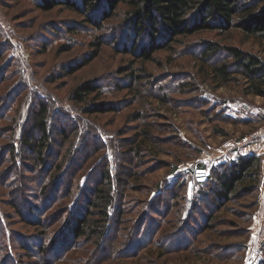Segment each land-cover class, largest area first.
<instances>
[{"label": "rangeland", "instance_id": "rangeland-1", "mask_svg": "<svg viewBox=\"0 0 264 264\" xmlns=\"http://www.w3.org/2000/svg\"><path fill=\"white\" fill-rule=\"evenodd\" d=\"M38 4L0 0V264H264V137L251 138L264 126V98L245 94V80L225 51L237 48L264 61V36L204 31L141 63L129 52L128 7L121 5L98 29L88 21L96 22L98 13L62 6L44 12ZM97 39L98 57L67 75L93 53ZM210 44L219 49L203 59ZM219 61L232 73L223 86L209 74ZM129 70L137 74L131 85ZM84 82L99 85L101 95L71 102ZM39 102L49 108L52 130L45 159L61 165L59 173H46L50 180L58 175L41 197L37 181L45 172L29 171L30 153L20 148ZM93 103L114 111L81 112ZM12 147L19 166L8 156ZM248 155L261 158L258 184H240L216 211V174ZM104 168L113 180L124 177L114 185L113 217L100 237L68 247L71 237L58 234L84 214ZM39 232L46 256L36 249Z\"/></svg>", "mask_w": 264, "mask_h": 264}, {"label": "trees", "instance_id": "trees-1", "mask_svg": "<svg viewBox=\"0 0 264 264\" xmlns=\"http://www.w3.org/2000/svg\"><path fill=\"white\" fill-rule=\"evenodd\" d=\"M38 8L44 12H49L62 6L65 10L79 13H98L100 16L96 22L88 20L95 27L100 29L105 21L112 19L121 5L128 7L125 12V20L129 30L132 31V46L129 52L134 53L141 63L154 62V55L160 51L172 52L174 45L180 38L190 37L204 31H217L227 33L232 29H238L244 36L263 37L264 36V0H37ZM98 7H101L100 11ZM100 9V8H99ZM72 31V30H71ZM74 31H72L73 33ZM146 39V45L137 44L139 38ZM102 43L97 39L92 43L93 53L82 60L81 65L70 68L67 75H71L81 68L87 66L98 57ZM62 49H68L63 46ZM219 46L210 44L205 47L203 59L216 53ZM62 50V51H63ZM226 56L233 60L235 69L243 76L246 87V95L264 98V61L256 55L242 52L237 48L225 47ZM209 74L213 82L220 86L227 85L231 81L232 73L224 61H219L211 66ZM129 84L137 79L135 70H129L126 76ZM116 89H121L120 85H115ZM101 87L92 82H84L78 85L70 94L71 102L83 105L87 99H96L101 95ZM200 104H203L201 102ZM114 111L113 108L104 107L100 103L82 107L81 112L86 115L107 113ZM49 108L43 102L36 104L31 111L30 126L26 128L21 137L20 145L24 151L30 153L32 161L28 169H43L45 175L37 181L40 188L38 195L45 194V186L49 182H55L57 175L50 180L46 176L47 172H60L61 165H52L45 159L46 151L51 143V132L48 124ZM141 114H135L133 121H138ZM58 134L64 141H68L67 130L60 129ZM148 137V136H147ZM84 146H88L86 142ZM18 149L11 148L8 152L10 160L19 166L15 156ZM72 149L68 150V154ZM67 154V156H68ZM13 157V158H12ZM13 159V160H12ZM15 160V161H14ZM261 158L256 155L241 156L232 161L221 173L215 176L216 188L212 189L213 204L215 210H220L224 203L228 202L237 192L240 184L252 181L253 186L259 182V170ZM48 180V181H47ZM124 177L120 174L113 180L110 171L106 168L100 175V181L91 190V197L85 202L84 214H75L59 233L61 239L65 235L70 236L72 241L68 247H74L84 239L100 237L112 219L114 211V185H121ZM71 191V190H70ZM173 196V195H172ZM175 198V197H174ZM57 199V198H56ZM55 202H58L59 197ZM52 203H55V202ZM51 203V204H52ZM50 207V206H48ZM97 211V214H95ZM98 215L99 220H93ZM36 238V249L42 256L47 255V248L43 246L45 236L39 232ZM58 239L54 241V246L59 245ZM66 239V238H65ZM61 240V241H62ZM56 245V246H57ZM24 248V247H23ZM29 251V250H28ZM15 259H9L1 264H15Z\"/></svg>", "mask_w": 264, "mask_h": 264}, {"label": "built area", "instance_id": "built-area-1", "mask_svg": "<svg viewBox=\"0 0 264 264\" xmlns=\"http://www.w3.org/2000/svg\"><path fill=\"white\" fill-rule=\"evenodd\" d=\"M258 137H264V126L260 128L258 132L254 133V135L251 138L255 140Z\"/></svg>", "mask_w": 264, "mask_h": 264}, {"label": "crops", "instance_id": "crops-1", "mask_svg": "<svg viewBox=\"0 0 264 264\" xmlns=\"http://www.w3.org/2000/svg\"><path fill=\"white\" fill-rule=\"evenodd\" d=\"M257 147H258V145H257ZM254 148H256V146H254L252 149H254ZM258 149V148H257ZM248 153H251V152H248Z\"/></svg>", "mask_w": 264, "mask_h": 264}]
</instances>
